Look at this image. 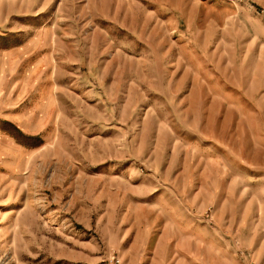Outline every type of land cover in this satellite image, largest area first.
<instances>
[{"label": "rangeland", "instance_id": "obj_1", "mask_svg": "<svg viewBox=\"0 0 264 264\" xmlns=\"http://www.w3.org/2000/svg\"><path fill=\"white\" fill-rule=\"evenodd\" d=\"M0 264H264V0H0Z\"/></svg>", "mask_w": 264, "mask_h": 264}]
</instances>
